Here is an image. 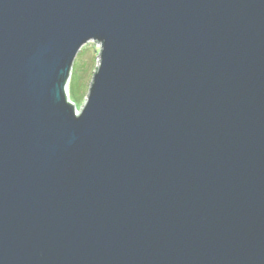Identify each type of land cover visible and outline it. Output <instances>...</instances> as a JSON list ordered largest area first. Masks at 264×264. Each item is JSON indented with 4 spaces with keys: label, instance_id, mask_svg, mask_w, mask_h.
<instances>
[{
    "label": "water",
    "instance_id": "obj_1",
    "mask_svg": "<svg viewBox=\"0 0 264 264\" xmlns=\"http://www.w3.org/2000/svg\"><path fill=\"white\" fill-rule=\"evenodd\" d=\"M0 264H264V0H0Z\"/></svg>",
    "mask_w": 264,
    "mask_h": 264
},
{
    "label": "rangeland",
    "instance_id": "obj_2",
    "mask_svg": "<svg viewBox=\"0 0 264 264\" xmlns=\"http://www.w3.org/2000/svg\"><path fill=\"white\" fill-rule=\"evenodd\" d=\"M99 51V44L87 43L78 51L73 61L65 94L68 102L74 105L76 115L80 113L86 103L89 86L97 68Z\"/></svg>",
    "mask_w": 264,
    "mask_h": 264
},
{
    "label": "bare ground",
    "instance_id": "obj_3",
    "mask_svg": "<svg viewBox=\"0 0 264 264\" xmlns=\"http://www.w3.org/2000/svg\"><path fill=\"white\" fill-rule=\"evenodd\" d=\"M68 96H69V94H68ZM69 101V100H68Z\"/></svg>",
    "mask_w": 264,
    "mask_h": 264
}]
</instances>
